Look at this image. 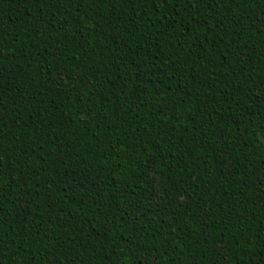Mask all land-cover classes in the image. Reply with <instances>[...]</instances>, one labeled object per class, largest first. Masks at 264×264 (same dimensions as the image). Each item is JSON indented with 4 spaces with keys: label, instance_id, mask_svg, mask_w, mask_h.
<instances>
[{
    "label": "trees",
    "instance_id": "trees-1",
    "mask_svg": "<svg viewBox=\"0 0 264 264\" xmlns=\"http://www.w3.org/2000/svg\"><path fill=\"white\" fill-rule=\"evenodd\" d=\"M0 264H264V0H0Z\"/></svg>",
    "mask_w": 264,
    "mask_h": 264
}]
</instances>
